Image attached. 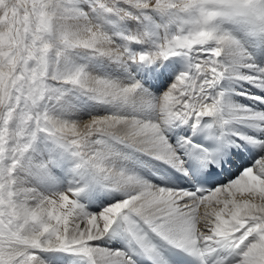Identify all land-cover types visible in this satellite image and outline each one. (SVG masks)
<instances>
[{
    "label": "snow or ice",
    "instance_id": "snow-or-ice-1",
    "mask_svg": "<svg viewBox=\"0 0 264 264\" xmlns=\"http://www.w3.org/2000/svg\"><path fill=\"white\" fill-rule=\"evenodd\" d=\"M0 264H264V0H0Z\"/></svg>",
    "mask_w": 264,
    "mask_h": 264
}]
</instances>
